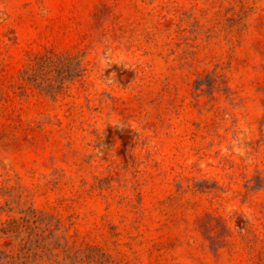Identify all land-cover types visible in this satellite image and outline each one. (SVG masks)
Returning a JSON list of instances; mask_svg holds the SVG:
<instances>
[{
  "label": "rangeland",
  "instance_id": "374dc122",
  "mask_svg": "<svg viewBox=\"0 0 264 264\" xmlns=\"http://www.w3.org/2000/svg\"><path fill=\"white\" fill-rule=\"evenodd\" d=\"M47 50L87 65L55 99ZM29 207L26 264H264V0H0V221Z\"/></svg>",
  "mask_w": 264,
  "mask_h": 264
},
{
  "label": "trees",
  "instance_id": "16d2710c",
  "mask_svg": "<svg viewBox=\"0 0 264 264\" xmlns=\"http://www.w3.org/2000/svg\"><path fill=\"white\" fill-rule=\"evenodd\" d=\"M87 72L85 54L58 53L47 50L35 55L22 71V80L47 96L55 99L58 95L68 91L71 85L83 79ZM1 212L5 210L0 208ZM24 215L20 219L0 221V264H26L27 253L32 245L46 247V241L59 230L58 221L55 228L53 217H47L32 207L21 211ZM22 229L28 230V236L23 237ZM34 237L36 238L34 240ZM14 239L20 241L18 251L15 245L2 246V240ZM55 248L61 245L56 242ZM24 261H21V260Z\"/></svg>",
  "mask_w": 264,
  "mask_h": 264
}]
</instances>
